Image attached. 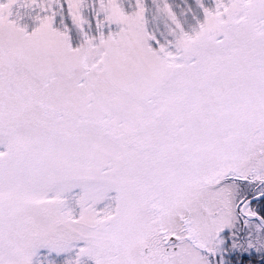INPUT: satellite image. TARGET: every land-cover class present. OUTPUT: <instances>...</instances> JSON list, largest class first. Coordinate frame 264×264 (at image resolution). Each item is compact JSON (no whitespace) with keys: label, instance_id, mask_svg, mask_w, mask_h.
<instances>
[{"label":"snow or ice","instance_id":"1","mask_svg":"<svg viewBox=\"0 0 264 264\" xmlns=\"http://www.w3.org/2000/svg\"><path fill=\"white\" fill-rule=\"evenodd\" d=\"M0 264H264V0H0Z\"/></svg>","mask_w":264,"mask_h":264}]
</instances>
